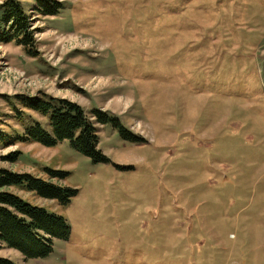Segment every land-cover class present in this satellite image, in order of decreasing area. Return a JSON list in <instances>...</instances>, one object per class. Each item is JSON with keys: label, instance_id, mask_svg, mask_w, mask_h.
I'll use <instances>...</instances> for the list:
<instances>
[{"label": "rangeland", "instance_id": "374dc122", "mask_svg": "<svg viewBox=\"0 0 264 264\" xmlns=\"http://www.w3.org/2000/svg\"><path fill=\"white\" fill-rule=\"evenodd\" d=\"M58 1L57 14L42 16L38 0H20L41 30L38 57L0 43V168L67 172L61 183L78 192L66 204L20 194L65 217L71 234L44 258L6 246L0 256L264 264V0ZM45 94L115 115L143 141L98 124L107 162L69 140L18 141L29 116L51 130L21 104Z\"/></svg>", "mask_w": 264, "mask_h": 264}, {"label": "trees", "instance_id": "16d2710c", "mask_svg": "<svg viewBox=\"0 0 264 264\" xmlns=\"http://www.w3.org/2000/svg\"><path fill=\"white\" fill-rule=\"evenodd\" d=\"M58 0H38L35 11L39 15H55L63 7ZM0 43H16L31 57H38L36 20L28 13L20 0H4L0 4ZM22 107L41 113L48 119L51 130L42 122L31 118L24 132L16 139L20 142H37L47 147L69 140L73 147L95 162H107L108 157L99 149L98 124L113 123L125 139L137 142L143 139L123 126L121 120L102 109L94 110L91 116L79 104L65 98L45 94L40 97L22 98ZM1 136V135H0ZM3 140V136H1ZM19 152L8 159L16 162ZM48 178L31 173L0 168V251L9 247L27 258H44L53 250L55 239H68L71 227L65 217L49 212L45 207L29 202L20 192H31L44 199L66 204L77 190L61 183L68 173L47 170ZM54 180H57L54 181ZM0 264H16L0 256Z\"/></svg>", "mask_w": 264, "mask_h": 264}]
</instances>
